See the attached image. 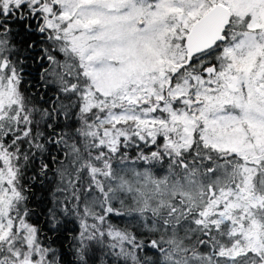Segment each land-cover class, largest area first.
I'll list each match as a JSON object with an SVG mask.
<instances>
[{
    "label": "snow or ice",
    "instance_id": "obj_1",
    "mask_svg": "<svg viewBox=\"0 0 264 264\" xmlns=\"http://www.w3.org/2000/svg\"><path fill=\"white\" fill-rule=\"evenodd\" d=\"M0 264H264V0H0Z\"/></svg>",
    "mask_w": 264,
    "mask_h": 264
}]
</instances>
